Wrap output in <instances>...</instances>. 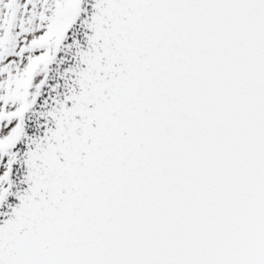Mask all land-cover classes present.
I'll return each instance as SVG.
<instances>
[{
  "label": "snow or ice",
  "instance_id": "6c2138e0",
  "mask_svg": "<svg viewBox=\"0 0 264 264\" xmlns=\"http://www.w3.org/2000/svg\"><path fill=\"white\" fill-rule=\"evenodd\" d=\"M0 264H264V0H0Z\"/></svg>",
  "mask_w": 264,
  "mask_h": 264
}]
</instances>
